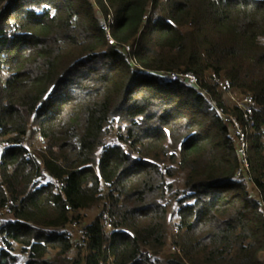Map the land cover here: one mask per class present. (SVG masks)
Listing matches in <instances>:
<instances>
[{"label":"trees","instance_id":"obj_1","mask_svg":"<svg viewBox=\"0 0 264 264\" xmlns=\"http://www.w3.org/2000/svg\"><path fill=\"white\" fill-rule=\"evenodd\" d=\"M212 74L255 102L248 117ZM3 210L0 264H264V0H0Z\"/></svg>","mask_w":264,"mask_h":264},{"label":"built area","instance_id":"obj_2","mask_svg":"<svg viewBox=\"0 0 264 264\" xmlns=\"http://www.w3.org/2000/svg\"><path fill=\"white\" fill-rule=\"evenodd\" d=\"M112 22L111 15L107 16V20L103 22L102 28L107 31V37L109 43H114V39L110 36L108 30H109V24ZM126 50H130L129 45H124ZM170 78L172 80L181 79L183 81H186L190 84H195L197 82V78L195 75H193L190 72H171ZM213 83L217 86L218 89L223 91L226 96L229 98L230 101H232L234 104L239 106V108L243 111V116L246 118L250 115L252 112V106L255 104V102L247 95H239L236 94L233 89L230 86V83L228 80L223 79L215 74L211 75ZM232 125L234 129V134L236 135L237 139V151L240 158V166L236 170L235 175L237 178L244 179L245 182H250V176H249V163H248V155H247V135L244 129L242 128L240 122L236 119L234 115H229L227 118ZM43 174V179L45 181H52L53 178L48 175V173L44 170L41 171ZM108 185V183H106ZM71 229L73 233L79 237H84V229L82 226L77 222H71ZM106 228L110 229V224L105 222ZM69 231V230H68ZM69 233H71L69 231ZM175 247H172L174 249Z\"/></svg>","mask_w":264,"mask_h":264},{"label":"rangeland","instance_id":"obj_3","mask_svg":"<svg viewBox=\"0 0 264 264\" xmlns=\"http://www.w3.org/2000/svg\"><path fill=\"white\" fill-rule=\"evenodd\" d=\"M115 141L114 139V135L113 134H109L108 136H106L105 138V142H113ZM26 145H28L30 147V149L32 150H40L43 146V142L42 140L39 138L38 134L34 131V128H31L28 132V134L26 135L24 141H23ZM2 146V145H1ZM175 185L177 187H181V176L177 175L176 177L171 179ZM248 190L250 191H254L253 188H251V186H248ZM176 208L175 203H173L172 205H170V207L168 208L167 211V215H168V225H167V232L169 235H171L175 228H174V210ZM102 209H104L103 204L99 205V206H93L89 209H85L82 212H80L81 214V218L79 221H77L80 225H84L86 223H88L89 221H91L100 211H102ZM10 218V215L7 214L4 210L0 212V222L3 220H6ZM68 230L71 232V236L73 238L74 241L78 240L77 236L73 233L72 229H71V225H69ZM1 237V236H0ZM0 245H1V238H0ZM171 243L170 241L168 242V244L165 246V248L163 249V252L160 254V257L163 258L167 253H169L170 250H172ZM13 253L17 256V260L18 263H24L26 260V253L22 251L21 247L19 245H14L13 248Z\"/></svg>","mask_w":264,"mask_h":264},{"label":"crops","instance_id":"obj_4","mask_svg":"<svg viewBox=\"0 0 264 264\" xmlns=\"http://www.w3.org/2000/svg\"><path fill=\"white\" fill-rule=\"evenodd\" d=\"M254 193L256 194V191H254Z\"/></svg>","mask_w":264,"mask_h":264}]
</instances>
